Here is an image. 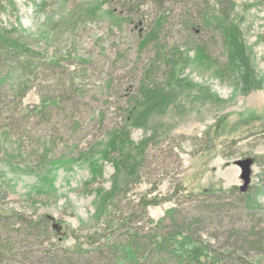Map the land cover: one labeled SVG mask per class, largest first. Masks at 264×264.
<instances>
[{
	"label": "rangeland",
	"instance_id": "obj_1",
	"mask_svg": "<svg viewBox=\"0 0 264 264\" xmlns=\"http://www.w3.org/2000/svg\"><path fill=\"white\" fill-rule=\"evenodd\" d=\"M14 1L3 22L17 27V17L39 57L57 63L16 96L10 82L0 86L1 234L12 237L17 260L72 249L70 228L88 250L84 239L107 220L129 217L143 235L161 218L169 225L166 210L195 215L187 193L238 188L241 159L252 161L247 191L264 207V170L254 163L264 155V0H142L139 11L117 0ZM219 8L238 25L243 50L196 19ZM149 199L157 204L142 209ZM224 200L237 217L239 199ZM42 216L57 235H14L18 217ZM211 224L199 235L212 243Z\"/></svg>",
	"mask_w": 264,
	"mask_h": 264
},
{
	"label": "trees",
	"instance_id": "obj_2",
	"mask_svg": "<svg viewBox=\"0 0 264 264\" xmlns=\"http://www.w3.org/2000/svg\"><path fill=\"white\" fill-rule=\"evenodd\" d=\"M117 1L129 11L133 8L139 11V7L143 5L142 0ZM149 1L154 5H161L164 0ZM215 1L219 2V0ZM43 5L46 3L41 2L36 9L43 10ZM67 12V15H70L73 11ZM109 12L113 14V9ZM11 13H16L15 1L0 0V86L10 82L9 90L13 96H16L19 94V85H26L34 79L40 68L46 70L57 68V63L53 59L44 61L39 57L31 44L36 40L30 41L31 36L20 26L17 17H15L17 27L3 22V16ZM51 18L50 15H46V26L49 24V27L45 26L46 28L53 27ZM196 19L204 28H210L212 23L217 25L227 45L232 43L236 52L243 50L239 27L228 20L222 8H219L215 15L203 10ZM147 40H143L142 44L144 45ZM230 58L232 60L233 56L231 55ZM7 63L11 66L10 71L3 74V67ZM233 67L234 64L230 63L229 69ZM178 72L173 70L172 75L175 76ZM142 93L145 97L147 96L144 91ZM1 104L0 100V109ZM254 163L264 170V155L255 157ZM262 182L261 186L264 188V178ZM187 194L196 214L178 219L177 209L166 210V217L170 220L169 225L164 224L166 218H161L152 223V231L149 233L140 235L137 230H133L131 221L128 222L129 217L122 218L121 223L107 220L101 233L94 232L84 239L83 242L89 246L88 250L81 248L80 237L77 234L73 235L75 232L70 228L76 240L72 249L61 248V253L55 255L44 253L33 256L30 252H24L18 260L16 259L18 253L11 241L12 237H4L1 234L3 226L8 222L0 217V264H29L31 259H34L32 264H84V262L92 264L86 259L90 256L99 258L102 264H257L250 259L252 254L264 261V207L262 208L261 203L254 200L248 191L241 192L236 186H231L219 192L202 190L199 194ZM225 198L239 199L238 204H242V211L237 217L226 213L233 207L229 200H224ZM156 204L155 199H149L142 203L141 207L145 209L149 205ZM237 207L236 204L234 208ZM221 211L225 212L226 219L223 218V214L220 216ZM216 212L218 215L214 217ZM1 215L3 214L0 213ZM210 219L213 224L208 233L214 240L212 243L202 240L199 235L204 224ZM18 220L19 222L15 223L17 225H15L14 235L24 237L35 235L39 241L48 228L57 235L58 229L50 225V217L42 216L37 220L18 217ZM225 220L227 222L224 225ZM59 226L62 225L59 224ZM120 234L124 237L123 241L119 238ZM97 235L99 238H95ZM68 253H72L75 257L70 258ZM84 256L87 257L84 258ZM81 260L84 262L81 263Z\"/></svg>",
	"mask_w": 264,
	"mask_h": 264
},
{
	"label": "water",
	"instance_id": "obj_3",
	"mask_svg": "<svg viewBox=\"0 0 264 264\" xmlns=\"http://www.w3.org/2000/svg\"><path fill=\"white\" fill-rule=\"evenodd\" d=\"M234 164L239 168V178L242 181L238 188L241 192H245L251 180L252 161L250 159H241L235 161Z\"/></svg>",
	"mask_w": 264,
	"mask_h": 264
}]
</instances>
